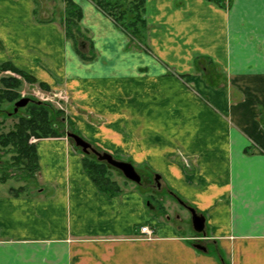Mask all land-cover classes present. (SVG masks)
<instances>
[{"label":"crops","instance_id":"1","mask_svg":"<svg viewBox=\"0 0 264 264\" xmlns=\"http://www.w3.org/2000/svg\"><path fill=\"white\" fill-rule=\"evenodd\" d=\"M39 1L0 0V64L64 91L80 136L158 175L204 236L161 220L140 184L100 191L65 138L36 139L31 187L0 191V264H264V0H144L142 45L71 0L90 60L64 35L63 0Z\"/></svg>","mask_w":264,"mask_h":264},{"label":"trees","instance_id":"2","mask_svg":"<svg viewBox=\"0 0 264 264\" xmlns=\"http://www.w3.org/2000/svg\"><path fill=\"white\" fill-rule=\"evenodd\" d=\"M98 10L108 17L114 25L130 41L142 45L144 22V0H89ZM219 3L221 0H212ZM63 23L62 28L65 37L72 42L76 52L83 60L92 58L89 45V56L81 53L80 47L87 39L82 37L79 21L80 9L71 1L63 0ZM223 5V4H222ZM9 71L19 76V79L5 75ZM36 83L29 75L16 70L9 62L0 64V107L3 103L12 110L13 103L20 98L19 92L22 83ZM42 92H49L42 83H36ZM33 102L27 103L19 108L16 113H11L15 123L7 130H3V121H0V158L9 154L5 163L0 165V184L8 179H25L24 185L17 188L10 187V193L18 195L28 187L27 180H34L38 172V162L33 143L34 139L62 137L60 131L63 127L62 120L65 119L63 112L54 109L50 104L30 98ZM38 102V103H37ZM62 119V120H61ZM70 127L66 119L64 120ZM74 134H77L74 132ZM6 164V165H5ZM81 165L90 181L102 192L109 196H115L120 192V186L111 179L109 169H112L104 162H99L92 155H82Z\"/></svg>","mask_w":264,"mask_h":264},{"label":"rangeland","instance_id":"3","mask_svg":"<svg viewBox=\"0 0 264 264\" xmlns=\"http://www.w3.org/2000/svg\"><path fill=\"white\" fill-rule=\"evenodd\" d=\"M43 1H45V0H40L38 2V5H37L38 6L37 8L42 9V11L48 9L44 6L47 3H44ZM49 4H47V5H49ZM31 85L32 86L23 85V87L20 88V91H18L20 98H22V97H27L29 99L33 98L34 100L44 102V103H48L54 109L61 110L63 112L64 118H65L64 106L67 103L68 99L66 98L64 91H56V93L54 95L51 92L37 91L38 89L34 88L35 86H33V84H31ZM12 109H13V107H12ZM11 113H13V112H12V110L10 111L9 106H7V104L3 103L0 107V121L1 120L3 121V130L4 131H7L16 121L15 118H11ZM64 120L65 119L62 120L63 127H61V129H60V131L62 132V135H63L62 138H65L66 140H68L72 143V141L70 139L65 137V133L71 132L74 134V132H76L77 135H79V136H80V134L76 129V124H74L71 120H69L68 122L71 125V127H70ZM34 140L36 141V139H34ZM77 150L79 151V149H77ZM96 150L99 151V149H96ZM8 157H9V154H6L2 158H0V165L5 163V161H7V159H8ZM127 163H130V162L127 161ZM131 165L134 168V170L138 173V175L140 176V187H139V189L141 192L146 194L147 204L150 207L153 206L155 210H158V211L164 210V212L166 213L165 216H161V220L166 221L168 218L170 220V222L176 223L182 230H184V231L186 230L187 232L191 233L193 237L197 238L198 233L195 231L192 232V230L189 228L188 222L190 221L189 220L190 214L188 213L187 210H185L183 207H181V205H179L176 195H174L171 192H169L168 190H166L165 187L161 184V182L159 180H158L159 187L156 188V185L153 181L154 175H156V174L147 172L148 170L145 168V166H134L133 164H131ZM109 175L111 176V179H113L114 181L119 183L118 185L121 188H124L123 187L124 185L125 186L129 185L130 187H132V185H134L133 183L125 180L122 177L121 173L115 169H109ZM14 178H16V177H14ZM16 185H17V181H15V179H8L3 185H0V191H5V190H7V188L15 187ZM27 186H29V185H27ZM29 187H31V185ZM185 206H187V205H185ZM182 209H184L188 213V216L185 214V218H182L179 216L180 211ZM175 218H177V219L175 220ZM203 234H202V236H204ZM150 239H152V238H150ZM201 241H202L201 239H196L193 243H194V245L202 246Z\"/></svg>","mask_w":264,"mask_h":264},{"label":"water","instance_id":"4","mask_svg":"<svg viewBox=\"0 0 264 264\" xmlns=\"http://www.w3.org/2000/svg\"><path fill=\"white\" fill-rule=\"evenodd\" d=\"M29 102H33V100L27 97L19 98L17 101L13 103L12 112L16 113V111L19 108L24 107ZM65 137L70 139L74 147L79 149V151L83 155L94 156L97 161L104 162L106 165H108L112 169H115L118 172H120L122 177L125 180L132 182L134 184H140V176L134 170V168L132 167L130 163L116 160L108 153L97 151L94 147H92V145L89 142H87L81 136L77 134L66 132ZM158 179H159L158 175H154L153 181L156 185V188L159 187ZM178 203L189 212L192 228L194 229V231L200 232L201 234H203L202 230H203L204 218L201 215H197L194 209H192L191 207L185 206L179 201ZM195 248L199 250H204V248L199 245H195Z\"/></svg>","mask_w":264,"mask_h":264},{"label":"built area","instance_id":"5","mask_svg":"<svg viewBox=\"0 0 264 264\" xmlns=\"http://www.w3.org/2000/svg\"><path fill=\"white\" fill-rule=\"evenodd\" d=\"M35 140L33 138L29 139L30 143H33ZM139 232L146 236V239H150L152 237V230L149 227L142 226L139 229Z\"/></svg>","mask_w":264,"mask_h":264}]
</instances>
